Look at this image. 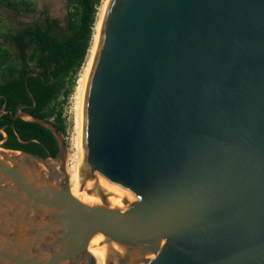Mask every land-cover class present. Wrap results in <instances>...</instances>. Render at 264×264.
I'll list each match as a JSON object with an SVG mask.
<instances>
[{"label":"water","instance_id":"95a60500","mask_svg":"<svg viewBox=\"0 0 264 264\" xmlns=\"http://www.w3.org/2000/svg\"><path fill=\"white\" fill-rule=\"evenodd\" d=\"M35 74L29 72L27 75ZM54 156L1 146L0 264H264V0H108L76 197ZM1 96V95H0Z\"/></svg>","mask_w":264,"mask_h":264},{"label":"trees","instance_id":"16d2710c","mask_svg":"<svg viewBox=\"0 0 264 264\" xmlns=\"http://www.w3.org/2000/svg\"><path fill=\"white\" fill-rule=\"evenodd\" d=\"M101 0H76L75 12L71 13L64 27L55 19L45 17L43 21L18 29L8 36L17 49L12 54L0 46V107L4 101L5 110L13 111L18 103L32 104L28 97L24 79L33 94L36 104L27 108L29 112L48 119L47 107L60 90L63 77L81 67L90 45L92 27ZM20 10H33L32 3L21 2ZM20 8V7H18ZM30 48V52L26 50ZM33 64L29 66L28 62ZM29 72L35 74L27 75ZM55 127L63 132L61 122ZM6 138L1 146L20 149L42 156L57 152L53 135L38 123L21 118L12 119L9 112L0 115V128ZM4 138L0 132V139Z\"/></svg>","mask_w":264,"mask_h":264},{"label":"rangeland","instance_id":"374dc122","mask_svg":"<svg viewBox=\"0 0 264 264\" xmlns=\"http://www.w3.org/2000/svg\"><path fill=\"white\" fill-rule=\"evenodd\" d=\"M22 1L32 3L33 10H20ZM76 4V0H0V46L7 48L15 58L17 49L8 40L9 35L34 22L41 23L45 17L55 19L59 27H64L70 14L75 12ZM26 52L29 53L30 48ZM28 64L32 66L33 63L29 61ZM79 69L80 67L63 77L60 90L47 107L48 120L55 124L61 122L64 126L62 134L67 148L70 137L75 135L77 107L74 89Z\"/></svg>","mask_w":264,"mask_h":264},{"label":"bare ground","instance_id":"6f19581e","mask_svg":"<svg viewBox=\"0 0 264 264\" xmlns=\"http://www.w3.org/2000/svg\"><path fill=\"white\" fill-rule=\"evenodd\" d=\"M108 0H101L98 5L90 39V45L87 49L84 61L79 69L78 78L74 89V98L76 100L77 113L75 114V135L70 137L67 148V163L66 169L69 174L68 191L76 197L78 182H77V163L81 151V127H82V107L85 93V83L89 68L92 62L94 51L97 44L98 33L104 9ZM87 251L93 256L95 264H104V246L103 244L94 248L88 244Z\"/></svg>","mask_w":264,"mask_h":264}]
</instances>
